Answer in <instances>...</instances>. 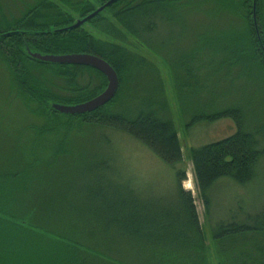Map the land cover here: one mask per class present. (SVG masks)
Listing matches in <instances>:
<instances>
[{
    "label": "trees",
    "instance_id": "1",
    "mask_svg": "<svg viewBox=\"0 0 264 264\" xmlns=\"http://www.w3.org/2000/svg\"><path fill=\"white\" fill-rule=\"evenodd\" d=\"M57 1L35 0L29 8L25 6L19 16L8 17L3 12L0 0V58L10 69L12 88L18 91L16 97L45 122L35 129L34 136L41 138L49 136L48 134L54 135L58 129L68 132L69 128L75 126L68 125L71 122L66 120L61 122L60 119L66 117L81 118L79 128L98 127L120 133L137 141V144L162 163L178 167L174 173V196L162 194L158 200L136 199L128 182L121 180V172L111 169L106 158L95 154L87 167L89 172L83 176V182L84 185L92 184L98 189L93 197L96 205L71 212L75 217L67 220L69 229L73 231L71 234L78 232L83 237L53 235L38 222L35 225V222H28L23 216L26 215V208L15 207L11 202L0 205V223L2 226L11 225L13 236L15 230L27 232L21 236L22 240L26 238L31 243V250H42L43 264H89L78 251L88 259L91 257L100 261L101 258L109 264H127L124 258L117 260L110 254L116 252L123 257V252H119V249L125 247L134 250V263L129 264H210L194 199L190 191L182 187L187 180L182 146L159 80L156 84L159 90L151 88L146 96L139 95L130 111L109 110L122 90L119 84L114 98L94 112L74 116L61 114L52 109L53 104L73 106L88 101L105 89L106 79L89 67L45 63L29 56V53L90 54L109 64L116 72L119 83L127 77L133 78L134 73L139 76L146 72L155 76L157 72L153 70L151 63L126 44V35L135 38L153 52L159 50L156 44L161 41L155 42L152 38L157 22L174 21L171 12L178 11L181 0H118L82 26L65 31L64 28L87 17L108 0H98L97 5L84 0ZM252 1L242 0L241 4L246 12L244 19L248 25L247 40L257 52L254 64L263 71L261 78L264 80V27L260 14L263 3L262 0H256L257 36L251 16ZM61 4L69 10L63 9ZM87 25H92L95 31L102 33L104 40L96 39L86 31ZM227 49L225 47L223 51L231 56V51ZM234 52L240 57L241 63H249L250 58H243L244 51ZM177 66L171 65L173 72L175 71L174 80L179 83L180 90L190 89L188 86L199 88L194 67L182 62L179 67L181 71L177 73ZM252 74L255 73L250 70L249 78ZM155 91L160 92L159 95H155ZM182 93L181 96L184 97L185 92ZM28 104H34L37 109L29 108ZM242 115L240 109L233 107L210 115H194L187 124L193 126L201 122L230 118L236 128L233 134L224 139L192 147L188 151L194 186L207 217L211 202L210 191L219 180L227 179L233 187L246 188L256 181L257 167L264 166V123L261 130L251 132L246 129ZM103 139L106 143L110 142L107 137ZM32 149L36 150L34 147ZM58 150L60 156L72 152ZM31 154L32 152L27 157L31 160L28 165L31 168L27 170H33L32 173L37 174L41 171L38 169L41 160ZM13 165L11 163L9 169L0 174V195L4 198L11 196L12 186L3 184V181L8 182L14 178V186L19 184L17 187L20 189L27 184L23 182L26 178L23 173H12ZM29 179L28 184L35 181ZM42 236L54 240L53 244L50 243L52 249L47 246L44 250L34 243L39 238L43 239ZM212 238L227 259L218 264H264V212L258 215L245 213L240 221L234 218L227 222L220 221L212 228ZM10 242L14 248V237ZM87 243L93 248L102 247L108 253L99 250L93 252L91 246L90 249L86 247ZM113 246L117 247V251L111 250ZM244 246L247 248L244 249Z\"/></svg>",
    "mask_w": 264,
    "mask_h": 264
},
{
    "label": "rangeland",
    "instance_id": "2",
    "mask_svg": "<svg viewBox=\"0 0 264 264\" xmlns=\"http://www.w3.org/2000/svg\"><path fill=\"white\" fill-rule=\"evenodd\" d=\"M34 1L1 0V4L5 15L17 17L24 11L25 6L29 8ZM84 1L97 5L98 0ZM179 3L182 4L177 8L178 11L171 12L174 21L157 22V29L152 38L155 42L161 41L156 44L159 50L153 52L135 38L126 35V44L143 55L157 74L154 76L144 72L138 76L134 73L133 78L121 80L119 84L122 90L109 110L130 111L139 95L146 96L151 88L159 90L158 85L156 87L158 80L161 89L163 85L162 95L167 99L170 117L182 146L187 177L182 187L190 191L194 199L199 223L206 239L209 262L218 264L227 259L212 238V228L220 221L227 222L233 218L243 220L245 213L258 215L264 212V166L257 167L256 181L246 188L233 187L227 179L219 180L210 191L211 202L207 217L203 202L194 186L188 151L192 147L224 139L233 134L236 128L230 118L201 122L193 126L187 124L194 115H210L236 107L243 113L242 119L247 130H261L264 123V80L261 78L263 71L254 64L257 52L247 40L248 25L244 19L246 12L243 10L242 0H181ZM262 3L260 14L264 27V0ZM61 6L69 10L63 4ZM85 30L96 39L104 40L103 34L95 31L92 25H87ZM225 47L231 51V56L223 51ZM238 50L245 52L244 59L250 58L248 64L241 63L240 57L234 54V51ZM188 56L190 58H187ZM182 62L194 67L199 79V88L188 86L190 89L180 90L179 83L174 80L175 71L173 72L171 65H178L176 70L180 73ZM250 70L255 73L250 76L252 79L248 76ZM184 80L186 81L185 78ZM12 85L10 69L0 58V174L6 172L13 163L12 173H23L26 177L23 182L28 185L20 189L17 187L19 184L14 186V178L8 182L3 181V184L12 186V194L6 198L0 195V205L11 202L15 207H25V219L35 222L34 225L38 222L53 235L83 237L78 232L71 234L73 231L69 229L67 220L75 217L71 212L96 205L93 197L98 189L92 184L85 186L83 182V176L89 172L87 167L95 154L106 158L111 169L115 168L121 172V180L128 182L136 199L158 200L162 194L174 196V173L178 167L173 168L162 163L137 144V141L120 133L82 125L79 128L81 118L66 117L61 118V122L66 120L71 122L68 125L75 126L69 128L68 132L58 129L54 135L35 137V129L43 126L45 122L19 101V97H16L18 91L16 88L13 90ZM157 91L155 95H159L160 92ZM181 92H188L190 95L184 93L182 97ZM28 105L29 108L37 109L34 104ZM104 137L110 142H104ZM58 148L72 152L60 156ZM31 152L32 156L41 160L38 168L41 171L37 174L32 173L33 170H27L31 168L28 166L31 160L27 158ZM28 179L35 181L28 184ZM31 184L34 185L30 186ZM10 226L7 224L0 229V264H36V261L37 264H43L42 250L38 248L35 251L34 247L31 250V243L26 238L22 240L21 236L27 232L15 230L13 236L14 232ZM6 227L8 228L5 229ZM77 227L80 229V226ZM13 237L14 248L10 242ZM42 237L43 239L39 238L40 240H35L34 243L44 250L47 246L52 249L50 243L53 244L54 240ZM252 242L251 240L250 243ZM87 244L86 247L91 248L93 252L99 250L108 253L102 247L93 248L90 243ZM246 248L247 246H244V249ZM111 250L117 251V247L113 246ZM119 252H123V257L116 252L110 254L117 260L124 258L127 264L134 263L132 248L125 247L119 249ZM77 253L83 255L89 264H109L101 258L100 262L91 257L88 259L80 251Z\"/></svg>",
    "mask_w": 264,
    "mask_h": 264
},
{
    "label": "water",
    "instance_id": "3",
    "mask_svg": "<svg viewBox=\"0 0 264 264\" xmlns=\"http://www.w3.org/2000/svg\"><path fill=\"white\" fill-rule=\"evenodd\" d=\"M116 1L118 0H108L100 7H97L96 10L89 14L87 17L76 20L74 24L67 28H64L63 30L65 31L67 29H75L82 26L87 21L101 13L105 8H108L109 6L114 4ZM252 18L255 31L258 36V29L255 18V0L252 1ZM29 56L33 59L45 63L89 67L101 73L106 79L105 89L100 94L88 101L73 106L53 104L52 109L61 114L74 116L94 112L98 108H101L102 106L110 102L114 98L118 90L119 81L116 72L109 64L96 56L90 54L40 55L37 53H29Z\"/></svg>",
    "mask_w": 264,
    "mask_h": 264
},
{
    "label": "bare ground",
    "instance_id": "4",
    "mask_svg": "<svg viewBox=\"0 0 264 264\" xmlns=\"http://www.w3.org/2000/svg\"><path fill=\"white\" fill-rule=\"evenodd\" d=\"M189 177V176H188Z\"/></svg>",
    "mask_w": 264,
    "mask_h": 264
},
{
    "label": "crops",
    "instance_id": "5",
    "mask_svg": "<svg viewBox=\"0 0 264 264\" xmlns=\"http://www.w3.org/2000/svg\"><path fill=\"white\" fill-rule=\"evenodd\" d=\"M14 6V5H13Z\"/></svg>",
    "mask_w": 264,
    "mask_h": 264
}]
</instances>
